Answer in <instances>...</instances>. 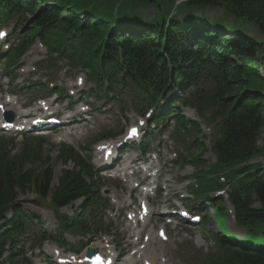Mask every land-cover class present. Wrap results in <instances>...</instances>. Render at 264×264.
<instances>
[{
  "label": "trees",
  "instance_id": "16d2710c",
  "mask_svg": "<svg viewBox=\"0 0 264 264\" xmlns=\"http://www.w3.org/2000/svg\"><path fill=\"white\" fill-rule=\"evenodd\" d=\"M143 9H154L151 22L139 13ZM208 9L223 13L211 21ZM13 21L25 34L8 66L39 39L50 55L88 70L95 82L130 84L141 102L156 104L192 89L186 105L215 126V163L204 160L202 144L183 166L194 167L200 196L227 191L246 237L240 243L217 235L222 254L206 264H264V0H0V26ZM248 26L263 39L249 36ZM177 121L193 143L199 140V124ZM58 159L67 168L54 186L52 159L40 141L16 157L0 147V264H15L19 242L36 218L26 215L21 197L35 195L54 210L81 201L82 212L62 226L88 231L99 179L73 149L63 147ZM223 205L214 204L220 220L227 218Z\"/></svg>",
  "mask_w": 264,
  "mask_h": 264
},
{
  "label": "rangeland",
  "instance_id": "374dc122",
  "mask_svg": "<svg viewBox=\"0 0 264 264\" xmlns=\"http://www.w3.org/2000/svg\"><path fill=\"white\" fill-rule=\"evenodd\" d=\"M139 13L145 14L146 22H151V16L154 14V9L149 10H141ZM222 11L216 9H208L206 10V17L211 21L219 18L222 15ZM232 24V21L229 22ZM28 28V26H27ZM249 36H254L258 40H262V36L256 31L253 26H248ZM10 34V37H14L12 33V28L7 31ZM18 35L22 36V32L18 31ZM15 33L14 40H18L20 36ZM3 44H0L2 47ZM4 50V48H3ZM32 54L30 55V53ZM27 54L26 59L24 60L25 68L22 72L17 73L18 80L16 82H12L11 74H8L6 77V73L2 71V67H0V97L5 96L6 93L10 94L14 99H17L19 106L22 107H32V103L36 100L43 98L45 94L48 95L49 89H41L40 83L47 80L48 83L53 82L58 87L67 88L68 82L75 83L77 77L81 74V70H72L67 65H63L58 63L57 65H53L54 71L49 72L48 66L51 64H45L43 66L39 65L40 62H44L47 59V51L40 46L37 42V45L33 47V49ZM65 69V72L59 73L61 68ZM43 69L41 72L39 69ZM35 70V71H34ZM36 72V73H35ZM46 72V73H45ZM262 77H264V70L259 71ZM85 77V76H84ZM86 78V77H85ZM42 80V81H41ZM38 85V89L36 91L35 96L30 94V86ZM93 85H91L88 81L86 86L80 90L83 94H77L76 97H73V101H77L79 98L82 101V104L89 105L94 104L96 110H93L91 122L77 124L74 127L73 131H67L65 133L51 134L43 138V142L45 143L43 146V151L47 156H50L52 159V164L54 166V180L53 185H57L58 179L61 176L62 171L67 168L64 166L62 162L59 161V152L60 148L63 145L75 147L79 152L83 154L81 148L86 146L89 151H85L84 154H91L93 159L96 158V148L103 143L98 142V139L106 133L114 134V136H118L115 141H119L122 137L121 135L125 134L126 128L135 125L137 117L139 116L138 111L134 108L133 101L129 96V92L125 91L123 97H119L118 100L114 102H110L109 106L105 108V101H97L95 98H92L89 95V90H92ZM66 95L69 96V90L66 89ZM77 92V91H76ZM1 99V100H2ZM70 104V103H69ZM123 106V107H121ZM34 107V106H33ZM66 108V105L61 107V111ZM123 109V112L121 111ZM17 110V108H14ZM77 110V109H76ZM183 113L186 117L193 119L196 117V113L190 109H183ZM2 122V121H1ZM173 128H166L163 131H160L156 134L154 138V145L152 146V152H157L158 145H165L168 150V157L165 155L164 159L166 160L163 166V178L161 180V184L166 187H171L173 191H171L172 195L186 192V186L180 185L181 179L192 176L194 174V169L192 167H186L185 169L181 167L182 160L174 158V153L181 152L180 142H176L173 139ZM205 134H209L204 129ZM161 134V135H160ZM60 136V137H59ZM6 137V138H4ZM32 138L36 137H28L23 138L20 136H16L15 134H9L4 136L3 133H0V139H3L4 142L1 145L7 149V153L10 154L11 157H16L21 154L25 147H33L36 145V142L32 141ZM58 138H61L63 142H59ZM35 140V139H33ZM205 142L208 146L211 145L209 138L205 139ZM195 148L189 150L188 152H184L183 158L185 156H191L195 154ZM127 156L131 158H137L141 156V152L138 149H134L131 153H127ZM168 158V159H167ZM170 159V160H169ZM169 160V161H168ZM204 160L207 161L210 165L215 163V157L211 152H207L204 155ZM264 165V162H263ZM69 168L72 165H68ZM102 175L103 184L106 186V191L104 194V198H111L115 196L118 199H123L125 196L128 197L129 193L126 190L125 186H123L120 181H116L114 179L108 178V174H104L99 172ZM165 178V179H164ZM165 180H171L169 183H165ZM124 190V191H121ZM137 196H139L137 194ZM166 194L163 193L162 196L159 197L153 204V208L156 210L159 204V210L165 209L167 207L164 198ZM163 198V199H162ZM168 200V199H167ZM20 203L23 204L24 201L28 203L35 201L34 195L24 196L20 198ZM111 203V202H110ZM80 203L75 204L67 209H65L62 214L73 216L77 211H79ZM112 205V204H111ZM186 206V205H185ZM113 207V212L118 208ZM137 204L133 209H136ZM205 206V211L203 215L202 223L197 227H189L183 225L182 227H178L173 230V227L168 229V243L169 244H158L155 242L154 244H150L148 249L145 251L147 257L152 259H157L156 256L165 255L167 260H169V264H201L205 261V258L209 255L219 256V248L213 242L214 235L218 234V224L213 219V214L210 213V216H207ZM226 208L228 210V215L233 211L229 204H226ZM26 211L36 212L41 214L45 218V224L47 230L54 231L56 229V219L54 214H52L49 210H47V206H44V203L37 204L35 206L25 205ZM198 209V208H196ZM232 214V213H231ZM112 212L109 213V217L111 218ZM207 216V218L205 217ZM204 217L207 219L206 223L204 221ZM105 223L103 222V228L97 227L98 231L107 230L110 233V237L113 239L116 250L120 253H126L128 255L134 250L133 245L129 246L128 242L131 240V237L128 235L129 232L126 228V223L123 222L121 218L116 220L113 218L109 223V219L105 218ZM229 230L231 232H241L240 229L237 228L233 217L230 215L229 220L227 221ZM165 224V220L161 219L158 215L154 216L153 221L150 224V230L156 226V229L161 228L162 225ZM117 234V235H116ZM103 236L96 237L95 243L99 244L100 239ZM29 239H32V235ZM72 241H75L73 238H68ZM130 243H132L130 241ZM32 243L27 242L25 248L24 258L29 259L30 264H40L43 258H40L41 255H36L32 253L30 249ZM93 246H90L89 249H93ZM96 248V247H95ZM86 252V251H85ZM84 252V253H85ZM26 256V257H25ZM22 258V257H21ZM21 264V263H19Z\"/></svg>",
  "mask_w": 264,
  "mask_h": 264
},
{
  "label": "snow or ice",
  "instance_id": "6c2138e0",
  "mask_svg": "<svg viewBox=\"0 0 264 264\" xmlns=\"http://www.w3.org/2000/svg\"><path fill=\"white\" fill-rule=\"evenodd\" d=\"M0 35H2V34H0ZM133 133H135V130H133Z\"/></svg>",
  "mask_w": 264,
  "mask_h": 264
},
{
  "label": "bare ground",
  "instance_id": "6f19581e",
  "mask_svg": "<svg viewBox=\"0 0 264 264\" xmlns=\"http://www.w3.org/2000/svg\"><path fill=\"white\" fill-rule=\"evenodd\" d=\"M165 179V178H164ZM117 235V234H116Z\"/></svg>",
  "mask_w": 264,
  "mask_h": 264
}]
</instances>
